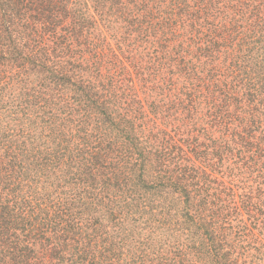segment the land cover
Instances as JSON below:
<instances>
[{
    "label": "trees",
    "instance_id": "1",
    "mask_svg": "<svg viewBox=\"0 0 264 264\" xmlns=\"http://www.w3.org/2000/svg\"><path fill=\"white\" fill-rule=\"evenodd\" d=\"M0 264H264V0H0Z\"/></svg>",
    "mask_w": 264,
    "mask_h": 264
}]
</instances>
